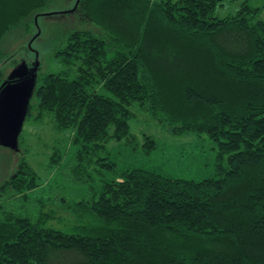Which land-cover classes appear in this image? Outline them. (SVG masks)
<instances>
[{
  "label": "trees",
  "instance_id": "1",
  "mask_svg": "<svg viewBox=\"0 0 264 264\" xmlns=\"http://www.w3.org/2000/svg\"><path fill=\"white\" fill-rule=\"evenodd\" d=\"M55 1L0 0V91L4 40L33 36ZM75 1L90 28L64 36L57 70L37 69L17 150L0 146V264H264V4L219 18L223 0ZM133 105L174 136L206 135L217 178L119 172L105 153L135 141ZM26 123L61 136L44 170L83 198L41 195Z\"/></svg>",
  "mask_w": 264,
  "mask_h": 264
},
{
  "label": "rangeland",
  "instance_id": "2",
  "mask_svg": "<svg viewBox=\"0 0 264 264\" xmlns=\"http://www.w3.org/2000/svg\"><path fill=\"white\" fill-rule=\"evenodd\" d=\"M75 2V0L55 1L51 9L58 14L38 17L33 36L15 40L13 37H7L4 40L2 48L9 54V59L1 67L5 71L6 78H9L16 69L11 65L12 59L18 62V66L24 63L29 69L37 64L38 72L57 70L58 64L54 59V53L61 47L64 36L74 30L90 28L85 26L83 17L77 11H73ZM240 2V0L236 2L223 0L222 4L216 8L214 16L222 18L233 15L238 10ZM248 2L255 8L264 4V0H248ZM101 93L107 94L105 91ZM131 109L134 119L130 122V126L135 141L131 143L125 140L110 141L105 153V156L116 162L119 172L132 168L143 169L162 176L195 182L217 178L215 170L217 148L206 135L189 132L182 136H174L169 130L162 129L146 110L137 105H133ZM24 132L36 135L28 138L31 145L29 158L44 183L41 195H44L45 188L59 184L62 185L68 199L77 201L83 198L87 192L86 188L70 186L53 175L52 180L49 181L51 176L44 170L50 147L55 139L61 136L56 135L48 125L29 128L26 123ZM37 136L41 138L39 144ZM149 139L155 143V149L146 153L143 144ZM2 156L5 159L7 155L2 154ZM109 178L111 175L104 173L102 176L95 177V183L98 184ZM36 195L40 196L39 193Z\"/></svg>",
  "mask_w": 264,
  "mask_h": 264
},
{
  "label": "water",
  "instance_id": "3",
  "mask_svg": "<svg viewBox=\"0 0 264 264\" xmlns=\"http://www.w3.org/2000/svg\"><path fill=\"white\" fill-rule=\"evenodd\" d=\"M37 69V64L29 69L22 63L0 91V146L4 148L17 150V139L34 89Z\"/></svg>",
  "mask_w": 264,
  "mask_h": 264
}]
</instances>
